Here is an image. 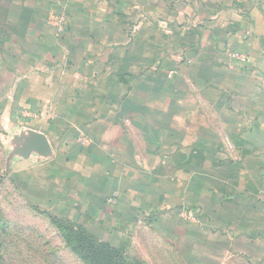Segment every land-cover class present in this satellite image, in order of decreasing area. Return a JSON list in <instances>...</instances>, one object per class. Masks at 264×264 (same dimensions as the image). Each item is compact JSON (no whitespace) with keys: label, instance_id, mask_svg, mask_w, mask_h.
Instances as JSON below:
<instances>
[{"label":"crops","instance_id":"crops-1","mask_svg":"<svg viewBox=\"0 0 264 264\" xmlns=\"http://www.w3.org/2000/svg\"><path fill=\"white\" fill-rule=\"evenodd\" d=\"M0 106L48 140L57 216L264 264L263 0H0Z\"/></svg>","mask_w":264,"mask_h":264},{"label":"rangeland","instance_id":"rangeland-1","mask_svg":"<svg viewBox=\"0 0 264 264\" xmlns=\"http://www.w3.org/2000/svg\"><path fill=\"white\" fill-rule=\"evenodd\" d=\"M2 115L3 108H0V264H90L87 253L72 250V246L79 244L67 245L63 233L52 222L56 219L75 225L96 242L108 244L106 258L112 264L122 261L125 264H186L189 254L195 258L187 264L200 262L199 252L184 249L183 236L145 232L142 227L147 221L144 220L143 225H133L123 235L104 236L99 223H77L57 216L61 214L57 206L62 188L55 180L43 178L48 169L56 170L57 165H52L56 163L55 157L42 161L35 156L40 160L36 164L30 158L13 155L15 147L22 145L20 138L28 132L22 129L23 119L13 122L3 119ZM26 169L33 171L29 173V181H25Z\"/></svg>","mask_w":264,"mask_h":264},{"label":"trees","instance_id":"trees-1","mask_svg":"<svg viewBox=\"0 0 264 264\" xmlns=\"http://www.w3.org/2000/svg\"><path fill=\"white\" fill-rule=\"evenodd\" d=\"M52 222L63 233L64 239H66L65 241L67 245L71 246L73 242H75L76 244H79L77 247L72 246V250L78 253H80L81 251L82 252L84 251L85 253H87L88 258L90 259L89 260L90 264H97V262H102L104 264L111 263V261L107 260L106 258L107 249L109 248L108 244L103 243V242H96V240L90 239L83 232H80L78 228H75V225L69 226V224H67L68 222L60 221L58 219L53 220ZM71 236H78V237L72 239ZM121 264H125V263L122 261Z\"/></svg>","mask_w":264,"mask_h":264},{"label":"water","instance_id":"water-1","mask_svg":"<svg viewBox=\"0 0 264 264\" xmlns=\"http://www.w3.org/2000/svg\"><path fill=\"white\" fill-rule=\"evenodd\" d=\"M22 146H16L12 154L28 159L32 154H37L42 158H47L51 154L48 140L41 134L28 132L27 136L21 137Z\"/></svg>","mask_w":264,"mask_h":264},{"label":"built area","instance_id":"built-area-1","mask_svg":"<svg viewBox=\"0 0 264 264\" xmlns=\"http://www.w3.org/2000/svg\"><path fill=\"white\" fill-rule=\"evenodd\" d=\"M54 23L56 24V30L58 31L59 34H61L63 31L62 21L60 20V18H58V19H54ZM233 57L240 62H245L247 60V57L244 54L239 53V52H235L233 54ZM109 200L110 202H114L116 199L114 196H112Z\"/></svg>","mask_w":264,"mask_h":264}]
</instances>
